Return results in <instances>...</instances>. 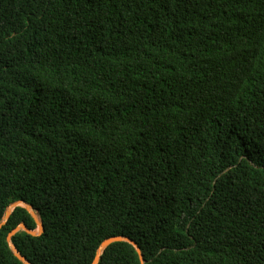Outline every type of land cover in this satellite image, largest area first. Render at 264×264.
Wrapping results in <instances>:
<instances>
[{"label": "trees", "instance_id": "1", "mask_svg": "<svg viewBox=\"0 0 264 264\" xmlns=\"http://www.w3.org/2000/svg\"><path fill=\"white\" fill-rule=\"evenodd\" d=\"M19 200L32 264L116 235L144 264H264V0H0V221Z\"/></svg>", "mask_w": 264, "mask_h": 264}, {"label": "water", "instance_id": "2", "mask_svg": "<svg viewBox=\"0 0 264 264\" xmlns=\"http://www.w3.org/2000/svg\"><path fill=\"white\" fill-rule=\"evenodd\" d=\"M16 206H23L26 208V210L31 214V216L34 218L35 222H36V225H37V228L34 229V230H30L28 229L24 223H20L18 226H16L13 230H11L7 236H6V240L8 242V245L10 247V249L12 250L13 254L16 256V258H18L23 264H32L25 256H23L19 251L18 249L16 248V246L12 243L11 241V237L18 231L20 230H23L25 231L26 233L28 234H31V235H40L44 228H43V224L42 222L39 220L36 212L34 211L33 207L29 204H26L25 202L19 200V201H15L13 203H11L2 220L0 221V228L6 223V221L8 220L12 210L16 207ZM118 241H127L129 242L130 244H132L135 248H136V251L139 255V259H140V262L141 264H144V259L142 257V254L140 252V249L138 246H136V244L134 243V241H132L130 238L126 237V236H122V235H116V236H111V237H108L106 238L105 240H103L101 242V244L99 245L98 249H97V252H96V255L93 259V262L92 264H98V261H99V258H100V255L102 254V252L104 251V249L110 245L111 243L113 242H118Z\"/></svg>", "mask_w": 264, "mask_h": 264}]
</instances>
